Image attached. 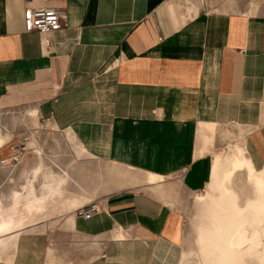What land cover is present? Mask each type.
Wrapping results in <instances>:
<instances>
[{
    "label": "crops",
    "instance_id": "1",
    "mask_svg": "<svg viewBox=\"0 0 264 264\" xmlns=\"http://www.w3.org/2000/svg\"><path fill=\"white\" fill-rule=\"evenodd\" d=\"M222 1L0 0V109L35 110L31 117L64 132L77 157L153 177L185 169L195 188L228 147L243 148L261 171L264 8L253 0L213 9ZM43 5L67 23L51 34L48 54L23 24L26 8ZM230 132L243 140L215 151ZM68 178L37 163L14 190L15 218L42 221L19 233L9 264H181L173 214L160 200L120 190L93 199L100 211L83 219L77 211L87 198L66 190ZM49 184L61 191L45 200L51 213L19 214L29 188L42 197Z\"/></svg>",
    "mask_w": 264,
    "mask_h": 264
},
{
    "label": "rangeland",
    "instance_id": "2",
    "mask_svg": "<svg viewBox=\"0 0 264 264\" xmlns=\"http://www.w3.org/2000/svg\"><path fill=\"white\" fill-rule=\"evenodd\" d=\"M252 1L223 0V5L208 6L222 11L220 8H229L228 3H231L236 8L243 4L242 7L245 5L246 9L248 2ZM254 1L259 2V9L260 6L264 8L261 0ZM182 5L186 6V0H183ZM26 108L19 106L0 109V136L5 139L0 149V178L5 182L1 192L6 195L7 200L5 207L0 205V222L12 219L17 226L14 227L18 229L20 226L21 231H24L26 226L42 221L39 217L35 220L15 218L19 203L13 205V195L16 193L14 190H20V185L31 167L42 163L44 169L56 173H62L63 170L68 173L65 188L71 193L85 195L87 200L83 205L96 203L93 199L106 197L120 190L145 193L160 200L173 214L181 248V264H239L235 258L237 255L244 261L250 259L249 264H264V184L259 187V203L256 206L250 205L255 195L252 181L264 182L260 176L264 169L253 170L243 148L229 147V151L225 149L213 154V157L220 158L222 170L228 168L227 173L220 171L213 176L210 167L209 182L195 188L187 182L185 169L154 179L152 175L109 161L86 156L77 157L73 143L65 141L64 132L53 131L44 121H37V117L26 115V112L33 110ZM234 135L230 132L223 136V143L226 144H221L215 151L236 142L239 137V140H243L241 136ZM74 142L80 143L76 138ZM231 150L238 155L234 165L223 161V156H228ZM126 175L132 179L134 186L128 183ZM40 177L37 183L41 182ZM39 188V185H36V189ZM51 204L54 203L45 200L33 205L23 202V207L19 206V214H24L26 209L34 215H42L44 211L51 213ZM77 204L78 202H73L72 206ZM243 226L248 228L251 235L258 234L261 237L255 249L249 247L235 251L231 247L232 237ZM16 241L10 242L6 249L0 252V261L12 263Z\"/></svg>",
    "mask_w": 264,
    "mask_h": 264
},
{
    "label": "bare ground",
    "instance_id": "3",
    "mask_svg": "<svg viewBox=\"0 0 264 264\" xmlns=\"http://www.w3.org/2000/svg\"><path fill=\"white\" fill-rule=\"evenodd\" d=\"M252 5V4H251ZM253 6V5H252ZM27 114H29L30 116H35L36 111L35 110H29L28 112H26ZM4 140L2 137H0V149L3 147L4 145ZM229 149V147L227 148V150ZM229 151V150H228ZM87 153V152H86ZM237 153L234 150H231L230 154H228V156H223V161H225V163L228 164H235V160L238 157V155H236ZM220 171H224V173H227L228 168H225V170L221 169V161L220 158H218L217 156H214L212 158V163H211V173L213 176H216ZM212 176V177H213ZM261 178L264 179V173H262ZM37 177V176H36ZM153 177V176H152ZM65 178V177H64ZM62 178V179H64ZM154 179H158L157 177H154ZM53 180V179H52ZM214 180V179H213ZM51 182V181H49ZM52 183V182H51ZM254 187H255V195L254 198L251 200L252 202L250 203V205H254L256 206V204L259 203L258 199H259V187L261 185L264 184L263 181H252ZM54 185V184H52ZM58 185L56 184V188L51 187V184L48 185V187H44V189L46 188V192H44V194H42V197H35L34 196V188L30 187L29 192L32 196L31 199H29L28 201L25 200L30 203V205H33L35 203H40L42 200H46L47 197H51L54 195H58L61 194V191L59 190V188L57 187ZM66 186V185H65ZM64 186V187H65ZM55 187V186H54ZM146 187V186H145ZM43 188V187H42ZM62 188V187H61ZM43 189V190H44ZM64 189V188H63ZM42 192V191H41ZM29 194V195H30ZM28 195V193H27ZM28 196V197H31ZM14 201H13V205H17L18 204V195L17 193H15L14 195ZM21 196V195H20ZM28 199V198H27ZM32 202V203H31ZM35 202V203H34ZM27 203V204H28ZM73 204V203H72ZM14 206V207H15ZM31 207V206H30ZM35 207V206H34ZM253 208V207H252ZM255 208V207H254ZM257 208V207H256ZM37 209V208H36ZM245 224V223H244ZM29 225V224H28ZM246 225V224H245ZM16 225H14V220L12 219H8L7 221H1L0 222V252H2L4 249H6V247L8 246V244H10V242L12 241H16L18 239L19 233L21 232V227L19 226V228L17 229L16 227H14ZM27 227V226H26ZM245 226H243L240 230H238V233L236 235H234L232 237V248L236 250L239 249H246V248H256L258 245V241L260 239V235H255V234H250L248 232V228H244ZM255 237V239H254ZM235 258L239 261V264H249L248 259L247 261L242 260V258H239V255L235 256Z\"/></svg>",
    "mask_w": 264,
    "mask_h": 264
},
{
    "label": "built area",
    "instance_id": "4",
    "mask_svg": "<svg viewBox=\"0 0 264 264\" xmlns=\"http://www.w3.org/2000/svg\"><path fill=\"white\" fill-rule=\"evenodd\" d=\"M48 1V0H45ZM264 6V0H261ZM24 29L27 32H37L41 37V52L48 54L51 47V34L66 27L67 23L64 16L55 7L43 5L36 8H26L23 15ZM45 124L49 120L42 119ZM100 207L97 203L87 204L77 211V215L83 219H89L97 214Z\"/></svg>",
    "mask_w": 264,
    "mask_h": 264
}]
</instances>
